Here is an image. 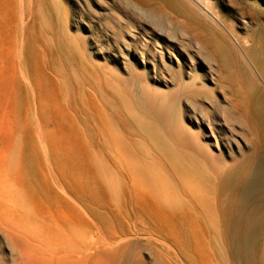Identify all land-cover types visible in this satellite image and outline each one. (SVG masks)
<instances>
[{"label":"bare ground","instance_id":"bare-ground-1","mask_svg":"<svg viewBox=\"0 0 264 264\" xmlns=\"http://www.w3.org/2000/svg\"><path fill=\"white\" fill-rule=\"evenodd\" d=\"M237 13L0 0V264H264V0Z\"/></svg>","mask_w":264,"mask_h":264},{"label":"rangeland","instance_id":"rangeland-1","mask_svg":"<svg viewBox=\"0 0 264 264\" xmlns=\"http://www.w3.org/2000/svg\"><path fill=\"white\" fill-rule=\"evenodd\" d=\"M211 1L213 2L220 1L225 16L228 19L233 20L234 18L238 19L237 11L240 8V6L243 5L244 2H253L254 0H211ZM243 21H245V23H248L249 19L244 18ZM9 139H10L9 132L0 126V146L6 145L9 142Z\"/></svg>","mask_w":264,"mask_h":264}]
</instances>
